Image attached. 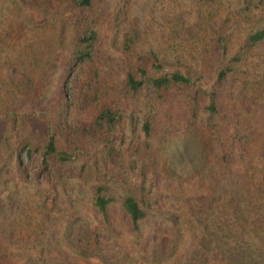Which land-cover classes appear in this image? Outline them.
Returning <instances> with one entry per match:
<instances>
[{
    "label": "rangeland",
    "instance_id": "374dc122",
    "mask_svg": "<svg viewBox=\"0 0 264 264\" xmlns=\"http://www.w3.org/2000/svg\"><path fill=\"white\" fill-rule=\"evenodd\" d=\"M5 1L0 2V27L8 10ZM256 1L262 9L264 0ZM245 4L246 0H103L101 50L93 62L83 66L80 75L90 83V92L85 87L80 103L69 113L59 99V82L74 37L71 9L59 2V7H51L49 13L34 2L23 4L27 20L20 19L12 33L2 36L0 45L1 255L26 256L41 250L51 257L45 264H52V260L57 264H92L76 259L66 243L59 242L69 232L67 221L74 209L80 211L82 219L70 233L85 237L99 226L100 253L110 261L149 264L145 259L159 254L173 262L193 251L195 235L211 214L205 204L211 188L221 179V185L228 181L231 190V181L247 169L255 174L264 172V43L245 53L234 75L223 82L219 90L220 115L210 116L204 111L203 96L198 116L194 115L190 96L195 86L177 85L163 98L153 97L156 106L150 110L154 117L150 144L141 128L142 117L148 112V93L142 92L140 109H136V99L125 87L127 72L136 68L141 57L148 58L152 51H158L167 71L180 68V59L209 73L212 66L216 68L223 45H227V57H231L242 46L248 24L257 19V8L251 16L243 15ZM11 9L13 15L17 13L15 5ZM230 11L236 15L218 45L219 30ZM117 16L124 18L120 27L115 25ZM132 29L139 34L126 49L125 36ZM149 65V71L155 72L156 68ZM152 95L156 96L154 92ZM107 104L116 106L121 123L97 136L84 132L83 127L90 128ZM38 110V118H21ZM206 122L220 123L218 130L232 138L231 162L223 164L212 150L205 170L200 164L196 172L189 166H177L171 148L179 140L195 137L214 147L215 134L203 129ZM46 123L57 128L58 153L70 155L60 164L66 173L62 178L39 174L41 153L34 151L29 156L21 150L26 139L43 148ZM92 131L97 134L96 128ZM105 137L116 141L114 150L107 147ZM101 174L110 175L117 197L122 177L136 187L146 186L151 208L141 221L140 231L134 229L121 202L110 206L109 223L98 224V210L92 199ZM35 229L40 240L53 245L46 249L44 243L34 246Z\"/></svg>",
    "mask_w": 264,
    "mask_h": 264
},
{
    "label": "trees",
    "instance_id": "16d2710c",
    "mask_svg": "<svg viewBox=\"0 0 264 264\" xmlns=\"http://www.w3.org/2000/svg\"><path fill=\"white\" fill-rule=\"evenodd\" d=\"M203 2L204 0H198ZM211 1V0H206ZM1 2V0H0ZM8 3L7 15L0 27V45L2 44V36L12 33L15 24L17 25L20 19L27 20L24 14V3H36L44 12L50 13L51 7H59L60 2L65 4L66 8L71 9V24L74 29V37L68 49L66 69L62 79L59 82V99L62 107L66 112L77 107L81 94L85 87L90 86V83L80 76L83 66L89 62H93L95 57L100 53L101 48V18L103 0H6ZM260 1L246 0L243 6V15L251 16L258 9V17L254 23L248 24L244 42L240 49L231 57H227V45H223V54L214 68L208 73L204 69H196L194 64L187 62L181 63L178 59L180 68L173 71L165 70L162 55L158 51H152L150 57H141V61L136 64V68H130L127 72L126 91L136 99V109L139 108L141 102V94L147 91L148 95L145 101V108L148 112L142 117L141 128L146 137V143L150 144L153 136V115L150 110L152 106H156V101L153 97L161 96L167 93L177 85L183 88L195 86V93L190 96L193 101L194 115L197 117L200 106V99L203 96V109L210 116L220 115L221 107L219 104V90L223 82L232 77L236 71L238 64L242 61L243 55L253 50L258 45L264 43V7L259 9ZM15 5L17 13L13 15L11 6ZM123 14H126L124 11ZM236 14L230 11L222 28L219 30V43L222 39L223 31L228 29ZM121 16V13L118 15ZM116 17L115 25L120 27L121 21L124 19ZM29 22V21H27ZM199 22H204V15L201 12ZM1 23V22H0ZM176 30V28L174 29ZM139 32L136 29L128 32L125 36L126 49H129L134 43V37H137ZM155 68V72H150V65ZM84 79V80H83ZM32 80V79H31ZM83 80V81H82ZM90 81V80H89ZM81 82V84H79ZM86 84H85V83ZM90 88L87 87V93ZM156 96H153L152 93ZM110 91L107 95L112 96ZM134 99V100H135ZM134 103V101H133ZM110 105H105L98 113L93 125L83 127L84 132L97 136L104 129L109 131L117 123H121L119 113ZM140 109V108H139ZM35 111L32 114L23 115L21 118L27 120V117L38 118L39 112ZM116 112V113H114ZM48 117L47 113L43 114ZM67 120V119H66ZM220 123H203V129L211 131L214 136L215 144L211 147L209 142L197 141L195 137L179 140L174 144L172 149V161L182 168H189L194 172L201 165V169L205 170L209 153L216 150L218 158L223 164H229L232 159V138L227 134L218 130ZM47 137L45 145L40 148V145H34L30 139H26L21 147L23 152L32 156L34 151H38L42 155V163L39 169V174L46 175L52 178L53 174L62 178L66 175L61 169L60 164L70 158L67 152L58 153L56 143L57 128L51 123H46ZM96 128V133L92 131ZM105 144L111 150L115 148V140L110 141L107 137L104 138ZM214 143V142H213ZM20 163V162H19ZM21 166V164H18ZM198 165V166H197ZM24 170V169H23ZM172 175H177L171 171ZM264 172L254 173L252 169H247L245 173L239 176L238 179H233L232 189L229 190L227 185L222 186L220 179L218 185L211 188L206 201V211L211 213L204 224L199 228L195 240L192 242L193 251L182 257L181 260L164 259L159 254H154L149 259H145L149 264H264ZM109 174L98 177L93 188L92 202L98 210V224L109 223V208L114 202H121L125 212L129 215L132 225L136 231L141 230V221L146 219L151 208L148 201V192L146 186L133 185L129 180L122 177L121 190L119 197L113 194L112 179ZM27 177V176H26ZM179 179H182L178 177ZM244 178V180H243ZM34 182L36 179H29ZM243 180V182H242ZM203 181V179H202ZM242 182V184H240ZM204 183V182H203ZM235 186V188H234ZM199 212V211H198ZM179 215L174 218L177 221ZM81 213L78 209H74L70 213L67 221V230L69 231L65 237L59 239L60 244L66 243L70 253L78 260H83L85 263L92 264H123L121 261H110L101 253V243L99 238V226L88 232L87 236L73 237L71 229L74 225L81 221ZM187 219H182L186 221ZM183 223V222H182ZM185 223V222H184ZM38 229H35L36 238L33 243L36 245L43 244L46 249L52 242L48 240H40L41 237L37 234ZM179 244V243H178ZM58 245V244H57ZM177 252V245L174 248ZM51 257H47L45 251L30 252L26 256L17 254H0V264H45L50 261ZM128 258V257H127ZM126 258V259H127ZM125 259V258H123ZM56 260H52V264H57Z\"/></svg>",
    "mask_w": 264,
    "mask_h": 264
}]
</instances>
